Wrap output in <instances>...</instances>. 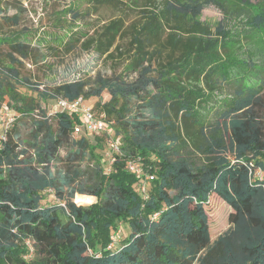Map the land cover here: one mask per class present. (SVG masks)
I'll return each mask as SVG.
<instances>
[{
  "label": "trees",
  "instance_id": "obj_1",
  "mask_svg": "<svg viewBox=\"0 0 264 264\" xmlns=\"http://www.w3.org/2000/svg\"><path fill=\"white\" fill-rule=\"evenodd\" d=\"M89 1L97 9L123 2ZM147 3L139 19L115 17L87 41L125 62L132 79L98 75L94 85L36 89L42 99L98 97L93 111L106 132L74 136L77 115L48 116L0 73V110L16 113L0 129V264H264V178L255 174L264 170V61L227 47L264 17L213 31L199 16L217 0ZM10 46L32 55L25 42ZM111 134L119 151L103 156ZM130 159L155 176L146 192ZM213 198L221 215L227 206L229 224L214 238L208 210L221 215Z\"/></svg>",
  "mask_w": 264,
  "mask_h": 264
},
{
  "label": "rangeland",
  "instance_id": "obj_2",
  "mask_svg": "<svg viewBox=\"0 0 264 264\" xmlns=\"http://www.w3.org/2000/svg\"><path fill=\"white\" fill-rule=\"evenodd\" d=\"M122 1L118 9H97L89 0H0V73L8 75L6 78L3 74V77L10 80L21 95L39 100L51 117L54 115L51 114L54 113V100L52 97L42 99L38 90H52L56 85L75 80L94 85L98 75L132 79L134 74L124 73L126 63L119 57L108 59L105 55L101 56L87 43L105 23L115 17H122L127 23L139 19L143 8L148 4L147 0ZM217 1L219 5L205 7L199 16V20L213 31L220 22L234 29L242 28L241 19L254 15L264 17V0ZM16 40L33 47L30 58H22L12 53L10 43ZM227 47L243 59L247 58V53L251 50L257 56L256 61L263 63L264 23L258 30L246 29L238 41L229 43ZM12 55L17 60H13ZM8 67H13L16 72L10 71ZM11 73L16 78L9 76ZM227 92L223 85L215 91V95L222 97ZM110 97L108 91L102 93V101H108ZM98 100V97H92L87 101L95 107ZM1 127L0 123V129ZM109 152L112 151L105 144L101 153L107 156ZM64 154L63 150L62 155ZM191 155L194 156V152ZM194 158L197 161L201 159L198 154ZM260 173L264 177V170ZM47 193L48 202L57 201L52 191ZM213 206L221 215V206L214 198ZM208 211L214 238L229 226L226 219L228 208L226 206L225 213L221 216L213 215L212 209ZM129 232L130 229L127 228V233Z\"/></svg>",
  "mask_w": 264,
  "mask_h": 264
},
{
  "label": "built area",
  "instance_id": "obj_3",
  "mask_svg": "<svg viewBox=\"0 0 264 264\" xmlns=\"http://www.w3.org/2000/svg\"><path fill=\"white\" fill-rule=\"evenodd\" d=\"M54 100V113L56 114L58 112H64L67 111L69 113H73L77 115L81 119V123H77L74 127V136H77L79 134L89 132H106L107 131V125L103 120L97 119L95 117L94 111H93V105H91L83 96H79L76 99H70L68 97L58 95L53 98ZM16 113L9 108L8 105H3L0 110V123L2 125V128H9L11 123L15 119ZM10 116V117H8ZM48 116H51L48 113ZM112 138L109 140V146L113 152L119 151V139L113 138L112 134L110 135ZM109 156V155H108ZM126 167L129 171L144 177L145 183L142 185L141 189L142 192H146L147 184L146 182L154 180L155 176L151 173H148L145 171V168L143 167L142 163L137 159H130L127 161ZM262 170L256 171V176L260 178H264L261 173ZM121 230L118 229L112 236V243L110 246L113 245L117 239L120 237Z\"/></svg>",
  "mask_w": 264,
  "mask_h": 264
}]
</instances>
